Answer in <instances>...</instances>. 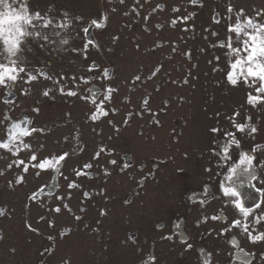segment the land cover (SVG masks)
I'll list each match as a JSON object with an SVG mask.
<instances>
[{
	"label": "rangeland",
	"instance_id": "374dc122",
	"mask_svg": "<svg viewBox=\"0 0 264 264\" xmlns=\"http://www.w3.org/2000/svg\"><path fill=\"white\" fill-rule=\"evenodd\" d=\"M6 2L16 9L24 4L30 14L39 12L53 23L45 28L39 20L28 26L48 39L27 37L19 53L25 71L11 88L0 87V139L6 138L10 122L5 116L16 121L28 117L29 128L43 129L24 137L31 147L16 156L0 149V208L5 209L0 215V264H264V240L253 243L242 228L230 227L242 217L220 189L229 165L212 151H221L224 131L236 132L229 117L239 111L237 122L256 131L236 133L240 147L232 148V160L241 151L254 154L264 178V103L249 105L247 93L255 94L254 88L227 82V49L212 46L227 40V25L235 24L241 9L244 16L264 23V0H200L196 5L189 0ZM189 13H194L191 19L171 25L173 18ZM103 15L106 27H89ZM66 20L71 21L67 29L56 26ZM84 28H89L87 35ZM63 39L68 43L62 45ZM86 40L96 45H89L87 58ZM189 52L190 58L185 55ZM0 61L6 62L2 55ZM93 62L99 67L89 72ZM156 68L160 70L153 76ZM104 69L110 78H100ZM29 74L37 78L29 80ZM81 76L92 79L85 85ZM108 85L117 90L104 105L109 115L93 122L91 94L99 102ZM60 86L78 95L61 94ZM46 89H51L48 96L43 95ZM212 128L221 131L213 133ZM101 148L105 151L94 159ZM33 152L40 159L69 155L60 173L37 176V169L25 173L14 163L28 161ZM88 163L89 175L76 176ZM18 176L24 177L20 184ZM72 181L80 187L69 189ZM44 185L54 192L30 200ZM239 191L254 216L264 215V207H255L264 197L254 193L249 199L247 184ZM61 196L63 200L57 199ZM58 206L59 213L53 211ZM248 223L253 235L264 233V220L256 224L249 217ZM224 228L229 231L222 233ZM64 229L70 231L61 235Z\"/></svg>",
	"mask_w": 264,
	"mask_h": 264
},
{
	"label": "snow or ice",
	"instance_id": "6c2138e0",
	"mask_svg": "<svg viewBox=\"0 0 264 264\" xmlns=\"http://www.w3.org/2000/svg\"><path fill=\"white\" fill-rule=\"evenodd\" d=\"M121 3L124 0H120ZM189 2L193 5L199 4L200 0H189ZM6 0H0V42H2L3 50L0 52V55L4 57V61H0V87L3 88H11L14 86V83L17 81L19 74L24 72L25 69L23 67V63L19 58V53L22 51L21 44L25 41L27 37L38 38L43 34L40 32H32L28 30V26L33 25V21L43 20V27H48L52 25V20L43 18L39 12H35L30 14L29 9L26 5L22 4L19 9L12 7V5L8 4L7 11H5L4 5L6 4ZM15 3V0H13ZM162 5H157V8L162 9ZM135 10V9H134ZM156 9H153L155 11ZM173 12H178L179 8H173ZM227 11L231 13L233 11L231 5L228 6ZM66 15V14H65ZM194 13H189L186 16H180L173 18L170 23L173 27H175L178 23H184L191 19ZM260 15V13H257ZM77 20L81 19L80 17H76ZM147 20V17H145ZM231 19V17H229ZM107 22V15L101 16L99 19H93L90 22L89 27L94 26L97 29H102L106 27ZM214 23H219V19L215 16L213 17ZM71 23L70 20H66L64 23L56 25L57 27H61L67 29L69 24ZM157 27H161V25H157ZM187 30V29H185ZM82 31L87 35L89 32V28H84ZM227 32L229 35L227 36V40H218L213 47H220L226 48L227 52L226 55L228 57V71L226 73V80L229 84L233 87H236L243 83L245 86L254 88L255 94L253 92L247 93V103L253 107L257 104L264 103V23H259L254 17H246L243 14V10L241 9L240 12L236 14V22L235 24L229 23L227 25ZM59 33H57L58 35ZM232 34H235V41L233 40ZM212 35L216 36L218 33H212ZM43 39L47 40L48 37L43 35ZM115 39V38H114ZM62 45L67 44L68 40L63 39L60 41ZM236 43L239 46H233ZM89 45L96 46L95 42L92 40H86L83 45L84 55L87 58V50ZM76 51V49H73ZM175 51V48H173ZM190 58V52L185 53ZM234 58V59H233ZM217 61L219 57H216ZM19 65V66H18ZM98 65L93 62L89 65L88 71L92 72L98 69ZM159 68H156L152 75H156L159 72ZM41 75L47 77L46 73H40ZM29 80H35L37 77L36 75L29 74ZM101 79H108L109 77V70L104 69L101 74ZM151 78V77H149ZM73 80L76 78L73 77ZM92 79L91 76H81L80 81L87 85L90 80ZM135 81L140 80V76L134 77ZM187 83V80L184 81ZM59 84V81L56 82ZM51 89H46L43 92L44 96H48ZM58 91L61 94H66L68 96H77L78 91L72 88L65 90L63 86L58 88ZM91 91V90H89ZM117 91L116 89L112 88L111 85H108L104 90V98L97 102L96 94H91L90 102L95 106V111H93L89 119L93 122L97 121L101 117H106L109 115L108 110L104 107L105 102L111 100L112 93ZM83 99L88 100V96H84ZM8 103V101H5ZM149 100L145 98L142 102V106L147 109V105ZM34 111L39 112V109H34ZM113 112L116 109H112ZM150 111V110H149ZM129 117L132 113H128ZM239 111L234 112L229 120L233 127L236 129V132L231 131H224L223 135L227 138L225 143H223L220 148L221 151L217 152L214 148L212 151L215 155L221 157L225 164L229 166L226 169V175L224 181L220 182V189L222 191L223 196L232 204L234 208L238 210L242 219H233L231 221L230 227L235 228L239 227L247 233L248 238L253 242L264 240V233H257L253 235L252 231L249 230V217H253V223L259 224L261 220H264V215L261 216H254V209L251 207H245L241 197L244 195L239 188H243L245 184L249 186L252 191L249 192L248 198L252 199L253 194H258L259 196L264 197V178L260 176L257 172L256 165L254 164L255 156L254 154H250L248 152L241 151L239 153L238 159L233 162L231 156V150L233 147L239 148L240 141L237 139L236 133H243L246 130L254 133L256 128L247 123H239L237 122V117H239ZM6 120H9L10 123L6 128V138L0 139V149L7 150L11 152L14 156L18 155L21 149H30V145L24 143L23 138L32 135V133L37 131H43V129H36V128H29L28 125L32 123L30 119L25 117L23 120H12L11 117L5 116ZM250 120L251 118L248 117ZM111 123V121H110ZM127 123V121H125ZM211 131L213 133H218L221 131L219 128H212ZM19 142V144H17ZM105 149L101 148L97 153L94 155V159H98L100 154L104 152ZM253 153L255 149L252 150ZM68 153H61L58 156L53 155L51 157H44L40 159L38 155L33 152L29 157L28 161L25 160H17L14 161L17 167L22 166L23 171L27 173L29 168H35L38 171L36 175L39 176L41 172L46 171H54L56 173H60L62 163L67 159ZM109 163L115 165L117 163L116 160H111ZM9 167H12V164H9ZM92 167L91 163L85 164L81 169L75 171L76 176L82 175H89L86 172V169ZM206 171H211V169H206ZM24 180L23 176H18L16 178V183L20 184ZM11 184V182H10ZM257 184H260L261 187H256ZM47 187L44 185L41 188H38L36 192H33L29 197L30 200H36L39 195L43 192V188ZM67 187L69 189L80 187V185L76 184L75 181L68 183ZM51 195V193H49ZM85 197L89 196L88 192H84L83 194ZM57 199L63 200L64 197H57ZM64 207L68 209V205L65 204ZM257 209L264 207V200H261L259 203L255 205ZM70 211V209H68ZM53 211L59 213L61 211L60 207H56ZM5 209L0 208V215H3ZM104 214L103 212L101 213ZM223 216L217 217L213 216L212 219H223ZM41 220L44 217L40 218ZM76 219H80V217H76ZM207 219V217L205 218ZM49 226H53V222L49 221ZM29 227H31L29 225ZM33 231H38L37 229H32ZM70 231V229H64L61 235L64 232ZM223 232L229 231V228H224L221 230ZM169 239L171 237H168ZM49 239H53L51 236ZM191 244H188V248H191ZM50 251V250H48ZM210 256V254H209ZM151 261L155 260L154 256H150L148 258ZM204 264H210L209 260H205ZM247 264V262H244Z\"/></svg>",
	"mask_w": 264,
	"mask_h": 264
},
{
	"label": "water",
	"instance_id": "95a60500",
	"mask_svg": "<svg viewBox=\"0 0 264 264\" xmlns=\"http://www.w3.org/2000/svg\"><path fill=\"white\" fill-rule=\"evenodd\" d=\"M25 118V117H24ZM24 118H22L21 120H23ZM29 119V118H28ZM5 139V138H4ZM52 192H54V189H43V192L39 195V196H41V195H43V194H48V193H52Z\"/></svg>",
	"mask_w": 264,
	"mask_h": 264
},
{
	"label": "clouds",
	"instance_id": "9594fccd",
	"mask_svg": "<svg viewBox=\"0 0 264 264\" xmlns=\"http://www.w3.org/2000/svg\"><path fill=\"white\" fill-rule=\"evenodd\" d=\"M4 7H5V11H7L8 4L6 3V4L4 5Z\"/></svg>",
	"mask_w": 264,
	"mask_h": 264
},
{
	"label": "flooded vegetation",
	"instance_id": "af4514ba",
	"mask_svg": "<svg viewBox=\"0 0 264 264\" xmlns=\"http://www.w3.org/2000/svg\"><path fill=\"white\" fill-rule=\"evenodd\" d=\"M22 118H24V117H22ZM22 118H21V119H22ZM27 118H28V117H27ZM21 119H20V120H21ZM17 121H19V120H17ZM9 123H10V122H9Z\"/></svg>",
	"mask_w": 264,
	"mask_h": 264
}]
</instances>
